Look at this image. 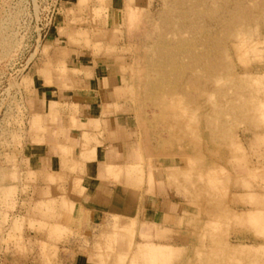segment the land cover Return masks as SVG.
I'll list each match as a JSON object with an SVG mask.
<instances>
[{
  "label": "rangeland",
  "instance_id": "rangeland-1",
  "mask_svg": "<svg viewBox=\"0 0 264 264\" xmlns=\"http://www.w3.org/2000/svg\"><path fill=\"white\" fill-rule=\"evenodd\" d=\"M104 25L127 34L118 50L101 45L115 41ZM54 31L63 46L120 56L135 158L106 170L133 199L161 185L176 221L151 225L138 211L94 224L76 203L81 181L31 169L27 141L57 123L34 119L31 74L67 76L52 61L67 55L52 53ZM77 253L93 264H264V0H125L116 13L107 0H0V264H72Z\"/></svg>",
  "mask_w": 264,
  "mask_h": 264
},
{
  "label": "crops",
  "instance_id": "crops-1",
  "mask_svg": "<svg viewBox=\"0 0 264 264\" xmlns=\"http://www.w3.org/2000/svg\"><path fill=\"white\" fill-rule=\"evenodd\" d=\"M69 1L74 4L78 0H66ZM124 1L107 0V10L121 11ZM105 28L109 38L115 41H104L101 45L118 50L124 41L121 36L124 38L127 34L116 25L112 29L107 25ZM59 35L58 31L52 32L47 42L52 44V53L55 48H65L67 55L63 61L58 62L53 56L52 61L65 66L67 76L63 79L54 73H40L38 69L31 74L38 110L34 119L48 122L51 116H57L55 125L47 124L46 133L27 141L25 152L31 169L41 176L73 175L75 180L81 181L83 189L76 203L91 216L94 224L106 215L134 218L138 211V218L151 225L167 226L176 221L179 203L164 201L165 191L161 185L145 192L142 199H133L129 189L118 187L106 170V164L124 167L133 164L135 158L129 142L130 125L121 106L120 56L94 54L68 41L63 46ZM63 149L67 155L63 154ZM69 168L78 170L69 174ZM154 174L157 173L152 170L153 177ZM72 264L93 263L86 255L77 253Z\"/></svg>",
  "mask_w": 264,
  "mask_h": 264
},
{
  "label": "bare ground",
  "instance_id": "bare-ground-1",
  "mask_svg": "<svg viewBox=\"0 0 264 264\" xmlns=\"http://www.w3.org/2000/svg\"><path fill=\"white\" fill-rule=\"evenodd\" d=\"M106 167H107V166H106ZM113 168H114V167H113ZM113 168H112V169H113ZM115 168H116V167H115ZM112 169H111V170H112ZM116 170L118 171L117 168H116ZM114 171H115V170H114ZM121 172H122V171H121ZM118 173H119V171L116 173V175H118ZM120 178H121V177H120ZM118 180H119V179H118ZM119 198H120V197H119Z\"/></svg>",
  "mask_w": 264,
  "mask_h": 264
}]
</instances>
